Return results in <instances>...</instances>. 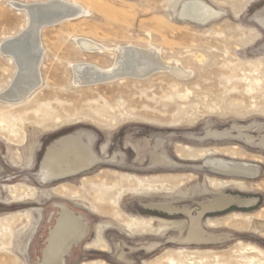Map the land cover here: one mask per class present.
<instances>
[{
	"label": "rangeland",
	"instance_id": "1",
	"mask_svg": "<svg viewBox=\"0 0 264 264\" xmlns=\"http://www.w3.org/2000/svg\"><path fill=\"white\" fill-rule=\"evenodd\" d=\"M51 1L0 0V264H42L61 205L89 227L66 264H264V0H64L86 14L40 25L41 83L9 100L18 67L4 47L29 30L31 5ZM190 1L216 15L183 17ZM127 46L191 76L76 84L75 65L109 69V50ZM72 139L98 161L42 182L49 154ZM203 205L219 208L198 224L169 213Z\"/></svg>",
	"mask_w": 264,
	"mask_h": 264
},
{
	"label": "bare ground",
	"instance_id": "2",
	"mask_svg": "<svg viewBox=\"0 0 264 264\" xmlns=\"http://www.w3.org/2000/svg\"><path fill=\"white\" fill-rule=\"evenodd\" d=\"M86 11L87 10L83 9L82 6L76 3L72 4L64 0H53L46 4H34L28 8V17H30L29 20L31 23L29 30L24 33L22 39L12 42L11 44L9 43L10 45L8 44L4 47L5 52L13 58V61L18 67V73L14 86L11 88L12 90L8 95L9 100L12 98L20 100L29 96V94H31V92L41 83V73L39 68L40 63L42 62L43 47L39 42L40 36L38 31L40 25L56 24L62 21L73 20L86 14ZM215 15L216 14L213 9L208 7L206 4L202 2L191 3V1L184 6L182 13L183 17L200 24H206L213 19ZM260 23L264 26V19H261ZM79 44L82 49H86L88 51H107L106 47L87 39H80ZM109 51L113 52L116 57L114 61L115 63L109 69H101L97 66L95 67L93 65L83 63L75 65L73 70L76 84L90 86L125 78L146 79L153 73L159 71H170L173 75L175 74L177 77L184 80L190 75L184 71L182 67L173 68L171 64L164 63L163 60H161V56H159L157 49L154 48L145 50L135 46H127L117 47L116 49ZM257 82L262 83V81L259 80H257ZM225 135L226 134H217L216 137H225ZM76 141H78V139H72L71 143L68 144L64 150L60 149V151L58 148L52 150L42 168L40 176L42 182L68 177L70 175H77V173L90 169L95 165L98 161V156L91 150V146H85L82 142V146H80L79 144H76ZM243 168L241 167L239 170H235L224 166L222 172L227 175L235 174L245 176L246 169ZM217 170L218 169H216V171ZM233 201L234 200H229L225 202L222 207L229 206ZM239 203L245 204L246 202ZM217 207L219 208L217 205H203L202 211L196 216H193L190 211L191 209L189 210L187 207L184 209L177 208L173 210V212L170 210V213L173 214L182 212L190 216L192 220L198 224V222L200 223V218L204 213ZM67 214L68 215H66L65 219L67 220L66 223H68L69 219H74V217L71 216V213ZM65 220L60 222L61 225H64ZM60 223L59 221L57 222L55 230L60 226ZM66 225L67 224H65V226ZM58 239L59 237H55L52 234L49 239V245L44 253L42 264L64 263L63 258L57 256V253L62 251L59 248L58 244L60 242ZM71 245V242L66 243V249L63 251H69Z\"/></svg>",
	"mask_w": 264,
	"mask_h": 264
},
{
	"label": "flooded vegetation",
	"instance_id": "3",
	"mask_svg": "<svg viewBox=\"0 0 264 264\" xmlns=\"http://www.w3.org/2000/svg\"><path fill=\"white\" fill-rule=\"evenodd\" d=\"M61 209H62V212L60 214L61 216L59 218V223L62 220L66 219V215H68L67 213H71L72 214L71 216H73L74 219H72V220L69 219L68 223H66L67 220H65V223L63 222L64 225H61V223H60V226L56 230L55 229L52 230L51 236L53 234V236L59 237L58 240L60 243L58 245H59L60 250H62V251L58 252L57 256L62 257L63 262H64L63 264H66L65 257L69 254V251L71 250V248H70L69 251H63L64 249H66V243L71 242L72 243L71 247L73 245H77L78 243H80V241H82L87 236V234L89 232V227H88V224L86 222L85 216L76 215L69 207H67L65 205H61ZM144 221L147 224V231H143V232H145L146 234L153 233V232L157 233V230L154 229L152 222H149L147 220H144ZM65 224H67V225L65 226ZM167 224L169 225V223H167ZM164 225H166V224H164ZM145 229H146V227H145ZM7 231L1 230V233H3L4 235L10 234ZM17 237L19 238V236H17ZM149 244L144 243L142 246H145V248H146ZM48 245H49V242H48ZM119 257H121L123 259L125 258L123 255V252L120 253ZM121 264H123V263H121Z\"/></svg>",
	"mask_w": 264,
	"mask_h": 264
}]
</instances>
